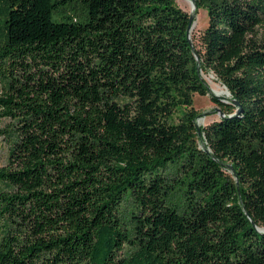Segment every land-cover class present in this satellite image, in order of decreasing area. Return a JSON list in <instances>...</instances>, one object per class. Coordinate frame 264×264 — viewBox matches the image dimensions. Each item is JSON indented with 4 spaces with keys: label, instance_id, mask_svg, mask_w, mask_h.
<instances>
[{
    "label": "trees",
    "instance_id": "trees-1",
    "mask_svg": "<svg viewBox=\"0 0 264 264\" xmlns=\"http://www.w3.org/2000/svg\"><path fill=\"white\" fill-rule=\"evenodd\" d=\"M194 2L0 0V264H264V0Z\"/></svg>",
    "mask_w": 264,
    "mask_h": 264
},
{
    "label": "rangeland",
    "instance_id": "rangeland-1",
    "mask_svg": "<svg viewBox=\"0 0 264 264\" xmlns=\"http://www.w3.org/2000/svg\"><path fill=\"white\" fill-rule=\"evenodd\" d=\"M190 1V0H189ZM188 0H175V2L188 13L191 12L194 15L193 27L190 31V37L194 39L195 43H199V38L202 31L207 26L208 16L204 8H192L191 3ZM191 2V1H190ZM205 80L209 88L218 94L219 97L229 98L228 91L227 94H222L221 92L226 88L219 82L216 81L212 74L206 75ZM193 107L200 113L197 118L199 125H207L214 120L219 119V114L214 111L216 105L210 100L208 95L194 94L193 96ZM1 125V124H0ZM6 150L7 145L5 141L0 138V166H2L6 161Z\"/></svg>",
    "mask_w": 264,
    "mask_h": 264
},
{
    "label": "water",
    "instance_id": "water-1",
    "mask_svg": "<svg viewBox=\"0 0 264 264\" xmlns=\"http://www.w3.org/2000/svg\"><path fill=\"white\" fill-rule=\"evenodd\" d=\"M191 1V3H192V5H193V8H195L196 9V4H195V2H194V0H190ZM189 14V26H188V29H187V38H188V40L191 42V37H190V31H191V29H192V27H193V22H194V20H193V18H194V15H193V13H191V12H189L188 13ZM195 58L196 59H198V56L195 54ZM224 86V85H223ZM225 87V86H224ZM226 88V87H225ZM210 89V88H209ZM227 89V88H226ZM210 91H211V93L214 95V96H216V97H219L218 96V94L217 93H215V92H213L211 89H210ZM227 91H228V89H227ZM227 95H229V97H230V92L228 91V94ZM222 101L223 102H229L227 99H222ZM234 103L236 104L237 102H235L234 101ZM217 109V108H216ZM239 109H237V111H238ZM218 114H219V117L221 118V117H223L224 116V113H222L221 111H219L218 112ZM199 123L197 122V120H196V127H197V129L199 128ZM201 146L202 147H205V143L203 142V143H201ZM205 150L206 151H209V149L207 148V147H205ZM228 167L230 168V170H231V172L233 173V174H235V172H234V169L232 168V166L229 164L228 165ZM258 230L259 231H264V228H258Z\"/></svg>",
    "mask_w": 264,
    "mask_h": 264
},
{
    "label": "bare ground",
    "instance_id": "bare-ground-1",
    "mask_svg": "<svg viewBox=\"0 0 264 264\" xmlns=\"http://www.w3.org/2000/svg\"><path fill=\"white\" fill-rule=\"evenodd\" d=\"M188 1H189V0H188ZM189 3H191V2L189 1ZM191 6H192V8H193L192 3H191ZM221 93H222V94H227V89L223 90Z\"/></svg>",
    "mask_w": 264,
    "mask_h": 264
}]
</instances>
